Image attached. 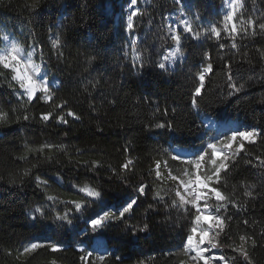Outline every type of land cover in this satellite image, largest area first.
<instances>
[{
  "label": "trees",
  "instance_id": "1",
  "mask_svg": "<svg viewBox=\"0 0 264 264\" xmlns=\"http://www.w3.org/2000/svg\"><path fill=\"white\" fill-rule=\"evenodd\" d=\"M34 3L36 0H0V39L4 24L26 46L37 42L51 71L62 83L58 90L53 86L52 102L45 104L36 100L28 105L26 98L18 102L7 87V81L0 78V110L8 113V119L0 121V249L3 250L0 264H51L53 260L57 264H81L82 253L71 244L58 253L42 248L26 258L18 254L38 233L40 221L53 213L46 195L58 194L56 179L77 187L85 182L88 186L102 185L111 203L126 185L107 170L109 165L121 175H130L123 173L119 166L126 157L132 158L135 175L131 176V183L136 185L140 177L154 167V159L162 158L158 155L160 146L171 151L172 145L184 148L200 145L201 133L205 132L201 119L204 113L217 121L235 120L249 128L264 129V103H260L264 100V60L259 55L264 51V35L238 37L237 48L231 47L232 41L223 33L220 41L206 37L184 38L181 48L184 57L172 69L161 71L154 61L162 50L161 45L172 43L168 33L171 14L190 4L203 19L220 26L225 0H138L137 7L143 15L134 18L131 34L125 31L129 0H39L36 12L31 7ZM242 11L245 19L252 14L253 18L264 15V0H245ZM55 35L62 41L59 51L63 55L59 60L56 50L51 49ZM133 38L143 56L144 67L140 70L132 67L134 53L130 41ZM220 43H224L225 48H219ZM205 52L212 59L214 72L207 81L205 95L199 100L201 111L197 114L190 107L189 92ZM224 60L233 61L234 79L245 85L246 92L233 97L227 95ZM0 72L10 79L5 70L0 69ZM62 101H67L63 112L71 109L79 120L66 116L69 122L64 125L55 119L46 124L39 119L43 111L60 115L61 110L55 109V104ZM25 108L35 119L17 122ZM165 108L168 109L166 119L178 126L175 134L148 127L159 122ZM49 142L57 147L63 145L64 149L40 152L41 146ZM126 145H130L128 153L124 151ZM245 148L247 151L237 157L234 165L230 164L224 177L226 194L234 195L241 204L247 203L246 210L233 219L236 244H239V234L248 233L243 225L237 227L238 222L256 221L257 233L264 228V166L255 159L257 155L264 157V138L256 144L246 142ZM48 156L53 157L51 162L45 159ZM163 158L169 159L174 174H181V165L169 157ZM69 160L101 161L104 167L92 173L68 163ZM33 165L38 167L33 169L31 178L25 177L23 173ZM36 175L48 182L47 188L42 190L37 186ZM145 180L154 190H161L162 195L174 185L167 181L161 185L154 174L145 176ZM248 191L255 199L244 195ZM66 194L65 200L83 199V195L76 192ZM153 195L154 191H149L147 199L141 198L135 217L126 221L133 226L147 223V233H139L138 238L131 233L125 235L124 224L106 229L103 238L110 240L113 248L118 249L115 254L122 257L120 262L112 257L106 264H136L141 259L146 264H179L180 260L187 259L180 247L181 229L186 231L191 226V217L185 220L176 211L166 214L160 206L158 214L150 212L145 218V209L152 203ZM38 205L46 207L44 217L35 213ZM59 208L56 205V209ZM93 210L99 211L95 205L90 211ZM233 212L235 209L229 207V214ZM222 243L227 241L222 239ZM9 250L11 255H7ZM227 255L235 254L227 250ZM251 256L254 264H264V247L251 250Z\"/></svg>",
  "mask_w": 264,
  "mask_h": 264
},
{
  "label": "snow or ice",
  "instance_id": "2",
  "mask_svg": "<svg viewBox=\"0 0 264 264\" xmlns=\"http://www.w3.org/2000/svg\"><path fill=\"white\" fill-rule=\"evenodd\" d=\"M225 2L227 7L220 26L209 21L208 26L201 31H196L192 23L186 20L179 21L175 27L169 26L170 41L175 44V47L173 48L172 43H169L168 47L172 50L165 51L158 61H154L155 66L161 71H166L168 64L175 63L178 57H184L185 54L181 50V31L190 34L196 40H200L203 36L216 41L222 39L223 33L232 41V48L238 47L236 43L238 37L245 39L264 35V15L253 18L254 14H252L245 19V13L242 11L245 0H225ZM38 4L39 0H36V3L31 6L34 12L39 10ZM137 4L138 0H129L128 3L129 12L125 31L130 34L134 32V18L143 15ZM130 43L134 53L132 67L140 70L144 67L141 62L143 56L136 47V39L133 38ZM0 44L3 45L0 47V69L9 73L10 79L8 76H4L3 72H0V78L7 81V87L12 90V94L17 98V101L21 102L26 98L28 105L36 100H42L45 104L52 102L55 95L53 86H56L58 90L62 82L51 71L48 60L44 59L40 45L33 41L25 47L11 38L10 35H3ZM225 46L224 43L219 44V48H225ZM61 47V38L59 35H55L51 42V49L56 50L57 60L63 55L62 51H59ZM163 47L162 44L161 48L163 49ZM37 53H39L40 63L33 59V56ZM259 55L261 60H264V51H260ZM247 56L248 54L245 53L244 57L247 58ZM88 62L91 63L92 61L89 60ZM232 65L233 61L231 60H224L223 62V67L227 70L225 75L229 97L247 91L243 83H239L237 79H234ZM213 72L212 59L205 52L203 62L193 77L194 82L189 92L190 107L195 109L197 114H200L201 111L199 100L205 95L207 81ZM260 103H264V100H261ZM66 105L67 101L55 104V109L61 110L60 115L54 116V111H43L40 113L39 119L45 124L55 119L57 123L64 125L69 122L66 116L79 120L80 117L71 109H68L66 113L63 112ZM157 111H160V109H157ZM172 111L175 112V109H172ZM204 115L205 119L211 124L213 122L212 116L207 113H204ZM167 116L168 109L165 108L161 112L159 122L149 124V129H161L175 134L178 131V126L172 120L166 119ZM7 119L8 113L0 110V121H6ZM32 119H35V117L29 116L25 108L24 114L17 117V122ZM98 131L102 132L103 130L98 129ZM206 135L207 132H202L200 145L192 146L191 150H184L181 147L172 145L170 146L171 151H169V149L160 146L158 155L162 158L154 159V167H150L136 182V185L131 183V176L135 175L134 160L132 158L126 157L125 162L119 166L123 173L130 175H121L109 165L107 170L117 176L121 184L126 185V189L117 196L114 202L109 203L107 201V193L103 191L102 185L88 186L87 182L78 187V192L83 195V199L80 200H60L57 196L46 195V200L53 202L50 210L53 212L54 221H66L71 224L73 221L69 217L73 216L74 213H87L82 217H74L76 219L82 218L84 221V228L77 234L84 237L78 240L79 251L82 253L79 257L81 264H97V261L99 264H106V261L111 260L112 257H115L117 262L122 260V257L115 254L118 249L113 248L111 241L102 238L109 226L119 227L121 224L125 226V235L131 233L138 238L139 233H147L149 230L147 223L142 226H133L126 223V221H130L135 217L136 211L140 207L141 198L147 199L149 191H154V195L152 203H149L147 209H145V218L150 212L158 214L160 206L163 207L166 214L170 215L172 211H176L185 220L191 217V226L186 231L183 228L181 229L182 242L180 247L187 259L180 260L179 264H254L251 250L264 247V228L257 233L255 231L256 221L250 223L248 219H244L238 222L237 227L243 225L248 229V233L239 234V244H236L233 239V219L239 212L246 210L247 203L241 204L234 195L226 194L227 183L224 177L230 170V164L234 165L237 157L242 152L247 151L245 148L246 142L256 144L264 138V129L250 127L243 130L241 128L228 129L227 131L217 130L210 140H204L203 137ZM54 148L62 151L64 146L57 147L49 142L42 145L39 151L43 152L45 149L52 150ZM76 151L82 152L81 149H76ZM124 151L128 153L130 145H126ZM163 157H169L172 162L181 165V174H174L169 159ZM45 159L51 162L53 157L48 156ZM255 159L261 166H264V157L257 155ZM68 163L75 164L77 167H82L92 173H95L98 168L104 167L101 161L96 160L82 162L69 160ZM37 167L38 165H33L31 169L25 170L23 175L31 178L33 169ZM153 174L154 179L160 182L161 185L165 181L174 182L173 187L165 191L163 195L161 190H154L145 180V176L152 177ZM35 182L42 190L48 187V182L41 179L39 175L35 176ZM109 182H111V178H109ZM252 187L255 188L256 186L252 185ZM73 188H77V185L73 184ZM244 195L255 199L250 191L245 192ZM57 204L64 206L62 211L56 210ZM93 205L99 211H90L93 209ZM229 207L235 209V212L229 214ZM34 211L40 217L46 215V209L42 205L36 206ZM32 219L35 220L37 217L34 215ZM93 239L97 241L95 246L92 245ZM222 239L226 240L227 243H222ZM85 244L88 248H91V251L84 247ZM42 248H47L52 253L63 251V246L59 242H52L51 240L40 242L36 240L22 246V250H18V254L19 256H31ZM227 250H231L235 255H227ZM0 251L3 250L0 249ZM11 254V250H9L7 255ZM51 264H57V262L53 260ZM136 264H146V261L137 260Z\"/></svg>",
  "mask_w": 264,
  "mask_h": 264
},
{
  "label": "rangeland",
  "instance_id": "3",
  "mask_svg": "<svg viewBox=\"0 0 264 264\" xmlns=\"http://www.w3.org/2000/svg\"><path fill=\"white\" fill-rule=\"evenodd\" d=\"M227 5L225 2V9ZM181 20H186L192 23L194 30L196 31H201L204 27L208 26V20L203 19L201 16H199L195 10L193 9L192 5L188 4L185 5L184 7L180 8L179 11L173 12L171 14L170 22L171 26L175 27L178 25V22ZM1 38L3 35H10L11 38L15 39L18 43L21 45L27 47L23 42L20 40L19 37L16 36L14 31L6 27L4 24L1 25ZM181 48H182V41L184 37H191L190 34H185L181 31ZM203 37V36H202ZM192 38V37H191ZM3 45L0 44V47ZM172 47H175V44L172 42ZM172 50L171 48L166 45L163 47L162 50H160L159 55L157 57V61L160 59V57L163 56L165 51H170ZM183 57H178L175 63H170L167 66V70L172 69L174 65L181 60ZM33 59L37 62L40 63V58H39V53L33 56ZM202 122L204 123L205 126V132H207V135L205 136V140H210L211 136L216 134L217 130L220 131H227L228 129H236V128H241L246 129L249 128L246 125H243L242 123H239L238 121L235 120H228V121H217L213 119V122L210 124L208 120L205 119V116H202ZM243 126V127H242ZM178 147V146H177ZM184 150H191L192 147L190 148H184L181 147ZM174 154V153H173ZM58 181V194L53 196H57L60 200H65L67 194H71L72 192H78V187L73 188V185H66L64 184L61 180L56 179ZM80 194V193H79ZM73 200V199H69ZM53 203V202H51ZM60 206L59 209H56L57 211H62L63 210V205L57 204ZM46 208V207H45ZM51 209V207H49ZM82 217L83 214L80 213H74L73 216H70L69 218L72 219V223L69 224L66 221L60 222V221H54L53 220V213H48L45 218L42 219L39 223V231L36 235L31 237L29 239V242L33 241H40V242H45L46 240H51L52 242H59L62 244L63 247L67 246L68 244L74 245L77 249H79L80 245L78 244V240L83 239V235L78 236L77 234L81 232V230L84 228V221L82 218L76 219L74 217ZM27 242V243H29ZM96 240H92V245L95 246ZM26 243V244H27ZM25 244V245H26ZM84 247L88 248L87 244L84 245ZM22 250V248H21ZM89 251H91V248H88ZM22 258H26L27 256H20Z\"/></svg>",
  "mask_w": 264,
  "mask_h": 264
},
{
  "label": "water",
  "instance_id": "4",
  "mask_svg": "<svg viewBox=\"0 0 264 264\" xmlns=\"http://www.w3.org/2000/svg\"><path fill=\"white\" fill-rule=\"evenodd\" d=\"M2 39V38H1ZM215 119V118H214ZM216 120V119H215ZM104 239V238H103Z\"/></svg>",
  "mask_w": 264,
  "mask_h": 264
}]
</instances>
